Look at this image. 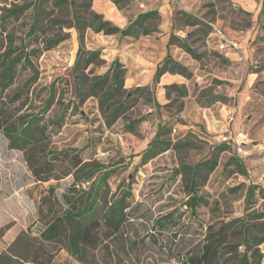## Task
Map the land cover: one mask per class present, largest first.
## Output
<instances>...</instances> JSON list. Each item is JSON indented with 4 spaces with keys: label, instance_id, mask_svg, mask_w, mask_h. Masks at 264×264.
<instances>
[{
    "label": "rangeland",
    "instance_id": "rangeland-1",
    "mask_svg": "<svg viewBox=\"0 0 264 264\" xmlns=\"http://www.w3.org/2000/svg\"><path fill=\"white\" fill-rule=\"evenodd\" d=\"M24 1L29 0H0V53L9 46L16 49L28 29L31 8L18 18L6 14L7 8ZM262 7L264 0H92L91 10L120 27L142 11L157 9L161 15L158 31L149 35L131 37L85 30L84 49L100 53L98 63L85 72L92 68L93 74L104 73L117 59L126 69L127 91L148 86L131 93L136 97L134 106L110 124L96 97L76 104L72 66L79 45L76 30L64 26L66 39L33 59L38 77L28 96L25 92L22 96V100L27 97L28 103L21 112L41 115L52 147L81 149L85 161L106 166L98 175L111 170L106 188L110 196L129 191L130 219L123 227L122 237L88 252L82 262L68 253L62 233L52 240L42 239L40 231L48 215L39 212L40 199L52 185L55 197L61 201L72 176L34 181L22 151L9 148L7 138L0 132V264H31L25 257L36 246L51 254L49 264H180L172 255L197 248L208 224L241 215L244 189L230 188L241 182L264 187ZM179 11L209 24V34L203 37L197 26L185 24ZM59 17L69 18L70 13L63 10ZM60 25L51 27L48 34ZM172 31L186 37L203 57L196 60L171 45L172 57L186 65L192 75L166 73L153 85L155 67L166 54ZM29 75L27 69L18 67L7 93L19 90ZM52 82L55 97L45 110ZM170 83L180 85L186 95L182 96L177 89L168 91L164 85ZM229 108L235 113L231 123L226 119ZM138 117L143 118L135 129L126 130L125 124ZM159 124L169 130L166 137L171 139L172 146L142 163L140 156L134 155L147 146ZM229 131L241 135L243 152L237 153L231 143L229 148L213 152L220 143V135ZM213 154L216 165L198 187V194L209 204L197 206L191 212L184 204L187 196L182 165L194 164ZM232 155L244 163L246 176L233 172L232 166L226 164ZM255 208L264 209V198L258 199ZM166 215L173 220L168 222ZM260 247L264 254V242Z\"/></svg>",
    "mask_w": 264,
    "mask_h": 264
},
{
    "label": "trees",
    "instance_id": "trees-1",
    "mask_svg": "<svg viewBox=\"0 0 264 264\" xmlns=\"http://www.w3.org/2000/svg\"><path fill=\"white\" fill-rule=\"evenodd\" d=\"M92 0H29L14 4L6 9L8 17L18 18L25 10L31 8V20L28 29L21 39L20 45L14 49L10 46L0 53V132L8 140V147L21 150L26 166L36 182L59 180L72 176L71 183L61 194V201L55 197V188L49 185L47 194L39 203V212L48 217L44 220V228L40 237L44 240L64 235L65 247L70 255L84 261L88 252L101 245L122 237L123 227L130 219L131 195L122 191L117 196L109 195L106 179L111 170L98 175L106 166L98 162L85 161L81 149L76 147L54 148L47 132V125L41 123L40 114L21 112L28 103L29 88L36 82L38 70L33 59L45 50L57 46L67 37L64 26L73 27L77 33L78 52L75 57L72 73L74 77L76 104H82L88 97L98 99L99 109L106 114L108 124L122 116L136 103L131 93L136 90L148 89V86L135 87L130 91L124 88L125 67L114 59L104 73L93 74L90 65L100 60L99 50H86L83 47L85 30L106 35L138 37L158 31L161 15L157 9L139 12L127 25L120 27L103 14L91 10ZM117 2V0H113ZM67 10L69 18L59 17L61 11ZM264 11L262 7L260 12ZM185 24L197 26L196 30L203 36L211 31V26L193 15L179 11ZM64 16V15H62ZM178 16L174 17V22ZM61 23L58 30L48 34L51 27ZM12 39L11 36H9ZM175 45L188 53L192 58L200 60L203 53L198 52L186 37L171 32L166 43V54L156 65L152 82L156 85L159 78L166 74H180L190 77V69L174 59L169 47ZM14 54V55H13ZM12 55V56H11ZM11 56V57H10ZM18 67L30 72L22 87L12 94L7 89L14 84ZM167 90L177 89L182 96L187 91L177 83L164 85ZM167 91V93H168ZM169 94V93H168ZM55 97V83L49 85V96L45 110L52 104ZM159 106V104L157 103ZM143 117L130 119L125 128L133 131ZM169 131L165 125L159 124L154 136L147 146L134 156H140L145 163L163 151L171 148V139L166 137ZM230 147L229 142H220L214 146L220 152ZM232 171L247 175V169L239 157L230 156L227 161ZM216 165L215 155L194 164L182 165V177L185 181L184 201L186 207L195 212L197 206H207L209 201L198 194V187L204 183L206 175ZM244 189V209L239 216L214 221L206 226L204 236L197 248L180 252L172 258L180 264H262L263 251L260 245L264 242V209H256L258 199L264 198V187L256 183L241 182L230 188L231 191ZM167 221L173 220L166 215ZM162 220L160 224H163ZM131 245L134 242L130 243ZM25 260L31 264H49L52 256L43 247L36 246Z\"/></svg>",
    "mask_w": 264,
    "mask_h": 264
},
{
    "label": "built area",
    "instance_id": "built-area-1",
    "mask_svg": "<svg viewBox=\"0 0 264 264\" xmlns=\"http://www.w3.org/2000/svg\"><path fill=\"white\" fill-rule=\"evenodd\" d=\"M233 44H235L233 42ZM235 113L232 108H229L226 111V119L228 123H231V121L234 120ZM220 142H229L233 147L236 149L237 153L243 152V140L241 138V135H238L236 133H233L229 131V134L227 135H220Z\"/></svg>",
    "mask_w": 264,
    "mask_h": 264
}]
</instances>
